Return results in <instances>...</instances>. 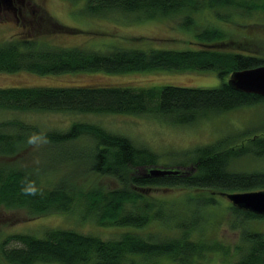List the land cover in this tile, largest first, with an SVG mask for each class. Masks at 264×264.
<instances>
[{
    "label": "trees",
    "instance_id": "trees-1",
    "mask_svg": "<svg viewBox=\"0 0 264 264\" xmlns=\"http://www.w3.org/2000/svg\"><path fill=\"white\" fill-rule=\"evenodd\" d=\"M203 10L213 12L219 21L236 23V15L246 19L264 12V0H85L82 11L88 16L124 12L135 13L139 19L174 18L184 29L191 30L200 46L183 50L115 47L97 51L59 46L50 43L46 36L77 30L42 11L41 19L47 25L41 28L40 35L22 31L0 42V72L48 75L79 71L214 70L221 80L216 87H0V109L152 114L172 124H189L211 114L264 102V97L234 90L226 80L236 70L264 65V54L250 43L249 37L239 40L217 24L199 25L195 14ZM246 131L236 135L246 136ZM34 137L50 145L58 153L57 158L64 156L85 164L90 182L107 176L114 178L118 187L103 188L97 183L78 186L70 178L57 177L59 170L44 183L39 173L29 168L0 164V205L26 209L31 217L69 213L79 206L81 216L94 218L98 226L124 229L110 237L61 227L46 228L40 237L24 232L8 234L0 241V261L7 264H201L210 255L226 253L220 242L194 235L202 224L203 209L216 205L219 195L226 196L228 191L264 190V171L230 167L242 155L263 157L264 134L248 138L247 144H229L223 138L198 146L185 153L190 156L189 166L161 176L149 175L151 168L159 167V155L150 147L85 121L72 122L66 129L42 130L19 119L0 120V156L17 154ZM82 138L89 140L87 147H70ZM169 188L193 190L185 201L194 202V209L188 208L181 214L178 211V219H172L176 212L157 198L158 190ZM229 209L239 226L262 216L232 203ZM169 220L173 226L168 233L138 231L152 221ZM235 249L238 257L233 264H264L263 233L242 227Z\"/></svg>",
    "mask_w": 264,
    "mask_h": 264
},
{
    "label": "rangeland",
    "instance_id": "rangeland-1",
    "mask_svg": "<svg viewBox=\"0 0 264 264\" xmlns=\"http://www.w3.org/2000/svg\"><path fill=\"white\" fill-rule=\"evenodd\" d=\"M32 7L31 23L17 24L13 16L0 22V42L10 39L19 32L38 33L47 23L42 18L46 12L62 25L72 27L75 33L48 34L46 39L59 46H79L89 50L107 51L115 47L138 49H196L200 46L193 38L191 30H186L178 21L170 18L139 19L135 13L111 12L106 16H88L82 10L85 0H24ZM31 9V8H30ZM41 16V17H40ZM199 25L217 24L230 31L242 40L249 37L250 43L264 54V12L255 13L251 18L243 19L236 15L238 22H222L217 20L213 12L203 10L195 14ZM253 22L252 25L246 23ZM244 23V24H242ZM39 27H38V26ZM35 29V30H34ZM136 38H141L136 39ZM227 80V79H226ZM221 80L214 70L174 71L152 69L131 71L126 73H107L104 71H79L60 74L40 75L28 71L0 72V87L21 86H81L110 85L128 87L151 86H190L216 87ZM19 119L36 124L42 130L66 129L72 122L85 121L96 123L113 133L123 134L135 143L150 147L159 155V167L177 170L189 166V154L194 148L211 144L218 139H228L229 144H247L248 138L264 134V102L230 109L211 114L189 124H172L152 114H93V113H52V112H19L0 109V120ZM247 130L246 136H238L240 131ZM87 138L69 144L70 147L86 145ZM40 137H34L30 144L11 157L0 156V164H14L16 167L29 168L39 173L41 180L59 170L57 177L70 178L78 186L97 183L103 188H116L118 182L112 177H102L99 181H89L86 166L82 162L72 161L49 147ZM87 147V145L85 146ZM235 170L264 171V156L254 158L251 154L235 158L230 164ZM232 193V191H228ZM193 190L169 188L157 191V198L166 202V207L176 213L178 219L183 211L194 209L195 203L185 201L187 194ZM231 203L224 195H219L216 205L203 209L202 224L194 235L198 238L210 239L223 244L226 253L210 255L201 264H233L238 253L235 246L239 244L241 228L264 234V216L252 218L241 226L235 224L230 212ZM79 206L69 213H51L41 217H31L23 208H6L0 205V241L12 233H32L42 236L43 231L50 227L75 229L84 233H94L102 237L119 234L124 228L98 226L92 217L81 216ZM168 223V224H167ZM161 223L152 221L138 230L142 234L154 233L162 235L170 231L172 221ZM0 264H7L0 261ZM55 264V263H36ZM168 264V263H166Z\"/></svg>",
    "mask_w": 264,
    "mask_h": 264
},
{
    "label": "water",
    "instance_id": "water-1",
    "mask_svg": "<svg viewBox=\"0 0 264 264\" xmlns=\"http://www.w3.org/2000/svg\"><path fill=\"white\" fill-rule=\"evenodd\" d=\"M227 83L234 90L264 97V65L232 72ZM177 170L161 167L151 168L149 175L161 176ZM227 198L236 207L264 216V190H248L228 193Z\"/></svg>",
    "mask_w": 264,
    "mask_h": 264
},
{
    "label": "flooded vegetation",
    "instance_id": "flooded-vegetation-1",
    "mask_svg": "<svg viewBox=\"0 0 264 264\" xmlns=\"http://www.w3.org/2000/svg\"><path fill=\"white\" fill-rule=\"evenodd\" d=\"M30 10L32 7L29 3L25 4L24 0H0V22L13 16L17 24L31 23L32 14L28 15Z\"/></svg>",
    "mask_w": 264,
    "mask_h": 264
}]
</instances>
